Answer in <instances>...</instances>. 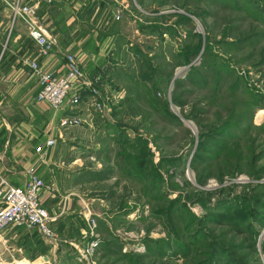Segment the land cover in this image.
Returning a JSON list of instances; mask_svg holds the SVG:
<instances>
[{
    "label": "rangeland",
    "instance_id": "1",
    "mask_svg": "<svg viewBox=\"0 0 264 264\" xmlns=\"http://www.w3.org/2000/svg\"><path fill=\"white\" fill-rule=\"evenodd\" d=\"M102 4L104 17L83 23L87 30L83 33H117L113 42L123 45L115 47L121 67L110 86L115 92L108 96V120L111 124L120 120L130 137L142 141L146 152L142 170L138 168L142 178L124 172L136 150L104 136L110 128L92 114L95 130L87 126L73 129L72 143L56 142L53 150L58 156L55 159L64 161L59 165L57 188L62 191L68 187L66 192L72 193L69 200L75 212L81 213L78 222L82 224L64 231L49 225L61 244L73 248L70 254L74 259L58 257L57 247L50 249L42 239V247L30 245L27 250L1 234L0 262L194 264L209 260L206 245L211 239L226 247L237 264H264V226L255 225V251L250 252L242 235L222 224L199 220L213 211L210 207L215 203L225 201L228 207L224 210L231 211L240 210L237 198L264 199V13L255 10L264 8V0H104ZM174 12L187 14L192 23L184 27L174 25L173 18L161 17ZM155 25L164 31H150ZM185 48L189 54L196 53L181 63L179 53ZM203 48L209 52L206 64L199 68ZM190 68L197 69L207 82L205 87H183L185 94L180 98L185 103L178 106L171 95L181 90L174 92L172 83L182 80ZM194 109L202 111L198 122L185 115ZM169 112L177 120L167 115ZM228 122H238L228 127L231 139L219 137L223 148L194 163L193 152L208 127L223 129ZM121 147L131 159L117 155ZM72 155L80 157L70 165L67 162ZM108 165L111 173L101 177ZM151 194L153 199H149ZM253 206L264 214V208ZM85 212L94 221L97 246L86 261H80L77 247L91 238L89 219L82 217ZM194 229L208 237L198 235V240L190 241ZM177 244L184 252L172 255L166 245ZM158 245L165 252L163 256Z\"/></svg>",
    "mask_w": 264,
    "mask_h": 264
},
{
    "label": "crops",
    "instance_id": "2",
    "mask_svg": "<svg viewBox=\"0 0 264 264\" xmlns=\"http://www.w3.org/2000/svg\"><path fill=\"white\" fill-rule=\"evenodd\" d=\"M22 2L35 7L33 16L35 27L48 37L54 38L55 43L46 54H39L28 26L21 18L11 21L8 10L0 0V178L14 185L24 184L30 175L42 178L50 187L42 189L39 197L41 205L51 217L49 224L54 229L62 231L74 227L76 229L82 224L78 222V219H82L81 213L75 212V205L68 197L72 193L66 192L68 187H64L62 191L57 188L59 180L57 177L61 168L59 165H63L64 161L55 159L57 155L53 154V150L56 142L72 143L73 129L87 126L95 130L92 128L94 125L92 114L101 120L102 126L111 124L108 120L111 117L110 102H105L106 107L104 105L102 113L92 111L87 104L88 92L82 83L78 85V80L73 82L74 87L78 85L75 88L78 100L70 111L67 102L63 107L53 109L45 102L36 101L37 78L23 60L33 59L43 71L62 75L65 73L64 54L71 53L78 63L82 77L89 81L95 73L100 72L98 81L93 83L105 89L104 93L112 95L115 91H111L110 86L114 85V78L121 67L115 47L121 49L123 45L119 46L113 42L114 34L117 33L105 36H99L95 30L83 33L87 31L83 23L96 22L104 17L101 15L105 11L102 4L104 0H52L50 3L22 0ZM98 7L103 10H98ZM69 113L76 114L83 121L67 128L59 127V118ZM49 138L53 139V144L45 146L44 141ZM42 149L44 151H40ZM79 157L72 155L67 163L72 165ZM76 202L80 206V202ZM82 217L85 215L82 214ZM2 234L8 242L15 240L24 249L30 245L35 249L43 246V239L34 228L11 226L3 230ZM57 240L58 242L53 247L50 246V249L54 250L57 247L58 257L65 255L72 257L70 253L74 252L73 248ZM44 257L46 258L45 255ZM60 259L65 263L64 258ZM17 262L28 261L25 259L14 261Z\"/></svg>",
    "mask_w": 264,
    "mask_h": 264
},
{
    "label": "built area",
    "instance_id": "3",
    "mask_svg": "<svg viewBox=\"0 0 264 264\" xmlns=\"http://www.w3.org/2000/svg\"><path fill=\"white\" fill-rule=\"evenodd\" d=\"M43 3H50L52 0H38ZM8 10L11 21L21 18L28 26L29 32L33 37L38 53L44 55L48 52L51 45L55 43L54 38H50L34 25L33 16L35 7L22 2V0H2ZM65 73L54 75L51 72L43 71L33 59L23 60L29 67L31 73L37 78L38 89L35 93V100L45 102L53 109H59L67 102L68 109L78 100V93L75 91L79 84H83L88 92L87 104L92 111L102 113L104 111V101H108L109 94L101 93V88L94 84L99 79L100 73L93 75L92 79L86 81L82 77L81 70L77 61L71 53L64 54ZM78 80V81H77ZM78 85L74 87L73 82ZM76 82V83H77ZM95 82V83H96ZM101 94L103 96H101ZM81 118L74 113L66 114L59 118L58 126L67 128L81 123ZM83 121V120H82ZM53 144V139H46L45 146ZM39 149V148H38ZM40 151H44L43 149ZM49 187L43 179L36 175H30L28 181L22 185H14L0 178V239L2 231L11 226H23L24 228H34L41 238L51 247L58 241L50 228V216L47 210L40 203V191ZM89 219V236L91 237L86 244L77 247V259L86 261L88 256L97 246L96 235L93 233L95 226L91 214L83 213ZM44 259H46L44 257Z\"/></svg>",
    "mask_w": 264,
    "mask_h": 264
},
{
    "label": "trees",
    "instance_id": "4",
    "mask_svg": "<svg viewBox=\"0 0 264 264\" xmlns=\"http://www.w3.org/2000/svg\"><path fill=\"white\" fill-rule=\"evenodd\" d=\"M245 4L248 5L249 3H245ZM255 10L259 14L264 13V8L261 6L255 7ZM161 17L164 20L165 19L169 20L170 18L171 19L173 18L174 20L172 23L174 25H181L184 27L185 25L192 23L189 16L185 13L183 14V13L174 12V13H168V14L161 15ZM255 18L260 20L258 16H256ZM150 27H151L150 31H154V32L159 31V33L163 32L165 29V28H161V26L159 25L150 26ZM186 50L184 51L180 50V53H179L180 55L178 58H180L181 63H185L188 60V58L195 56L196 52L189 54V52L191 51L187 50L188 51L187 52ZM208 52H209V48H203L202 51L200 52L201 62H200V65L198 66L199 68L204 67V65L206 64V61H207L206 58L208 57L207 56ZM196 70L197 69L190 68L186 72V75L182 80H175L172 83L173 91L174 92L178 90L180 91L185 86L205 87L207 79L202 77L201 74H198ZM183 94H185L183 93V90H181L180 93L172 94L171 101L173 102V104L182 106L185 103L184 100H181L180 98ZM200 112L202 111L199 109H194L193 111L188 112V114H185V115H187V118H190L191 120H194L195 122H198L200 118ZM167 115L177 120L175 116L170 114V112L167 113ZM247 120H246L247 121L246 123L247 124L250 123V118H248ZM237 123L238 122H228L226 127L223 129L208 127V130H207L208 132H206L203 135L202 140H199V142L196 145L195 151L193 152V155H192L193 162L194 163L201 162V160L204 159L205 154L209 155L212 152L217 153L216 151H218L219 149H222L223 146L220 142L219 137H223V139L224 137H227V138L232 137V132L228 130V127L236 126L238 125ZM106 127L110 128V132H106L104 136H108L113 141V143L128 144L130 145V148H132V150L134 151L136 150V154H137V150L139 147V150H138L139 155L137 154L136 156L135 154V157H133L132 164L130 165V167L125 168L124 172L127 173L131 177L142 178V174L139 173L141 172L139 169L142 170L143 166L141 164L143 160H145L146 158L145 156L146 152H145L144 146L143 144H141L142 141L135 136L130 137L125 132L124 125L121 123L120 120H115V122L112 124H106ZM216 148H219V149H216ZM117 155H119L120 158L124 160H129L132 158L128 155L127 151L126 152L123 151L122 147L118 150ZM111 168L112 166L108 165L106 166V168H103V172H101V170H98L99 172H101V177L108 176L105 174L111 173ZM153 198L154 197L151 194L149 199H153ZM263 201L264 199L263 198L261 199V196H253L251 198L249 197L248 199L245 197L237 198L235 199V202L240 204V210L234 209L231 211L224 210L228 207L225 201H223L222 203H218V204L215 203L213 207H210V209H213V211L207 212L199 220L204 221V222L211 221L213 223L222 224L226 226V228L232 233L242 235V239L245 242L244 243L245 247L250 252H254L255 251V237L258 233L255 228V225L259 224L261 226H264V214L262 212L255 210L254 209L255 207L253 205L259 206V208L262 209L264 208ZM219 208L223 209V211L217 212V209ZM198 235H200L199 237H204V238L208 237V235L204 234L202 231L194 229V234H192L194 239L190 241L198 240L199 239V237H197ZM149 240L151 241V239ZM210 241L211 239H208L209 243L206 245V248H208L207 254L210 257L209 260H200L194 264H215L216 259H221L220 261L217 262V264H237L236 261L231 257V255L227 251L226 247L220 246L219 244L216 245L215 243H213V241L211 242ZM166 247L169 249V251L172 252V255H175L176 253H179V252L181 253L184 252L183 246L179 244H177L175 247H172L170 245H166ZM157 250L160 251V254H162V256L165 254L164 250L161 249L159 245H158ZM211 259L214 261H212Z\"/></svg>",
    "mask_w": 264,
    "mask_h": 264
},
{
    "label": "bare ground",
    "instance_id": "5",
    "mask_svg": "<svg viewBox=\"0 0 264 264\" xmlns=\"http://www.w3.org/2000/svg\"><path fill=\"white\" fill-rule=\"evenodd\" d=\"M259 112H261V110L259 111ZM258 116H259V113L257 114ZM14 261L15 260H13V261H9V262H4V263H1L0 262V264H30V263H28V262H17V263H14Z\"/></svg>",
    "mask_w": 264,
    "mask_h": 264
}]
</instances>
